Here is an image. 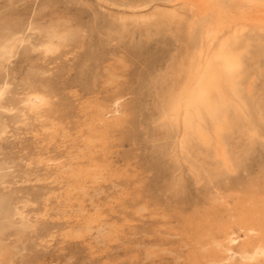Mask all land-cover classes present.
<instances>
[{"label": "rangeland", "instance_id": "obj_1", "mask_svg": "<svg viewBox=\"0 0 264 264\" xmlns=\"http://www.w3.org/2000/svg\"><path fill=\"white\" fill-rule=\"evenodd\" d=\"M174 10L180 16H164ZM140 15L153 18L136 22ZM188 17L177 0H0V32L24 37L0 68V198L13 224L0 264H216L224 230L240 238L236 249L264 243V139L249 145L234 135L235 172L216 173L200 158L208 171L194 178L159 126L190 45ZM28 24L70 40L44 56L31 50L42 38ZM250 40L264 138V39ZM34 92L48 99L36 115L22 103ZM117 99L116 125L99 131L97 116L112 121ZM244 223L258 234L245 238Z\"/></svg>", "mask_w": 264, "mask_h": 264}, {"label": "bare ground", "instance_id": "obj_2", "mask_svg": "<svg viewBox=\"0 0 264 264\" xmlns=\"http://www.w3.org/2000/svg\"><path fill=\"white\" fill-rule=\"evenodd\" d=\"M177 1L189 14L190 45L173 69L172 85L158 118L159 126L173 138L170 155L188 164V171L194 178L205 168L208 171V167L196 164L200 158L214 165L216 173L231 175L236 170V154L231 145L233 136L240 134L249 145L264 139L257 121L260 109L254 100L256 75L249 68L250 39L259 43L264 39V0ZM164 16L172 19L180 15L174 10ZM136 18V22H148L153 16ZM27 29L42 38L31 50L41 51L44 56L57 53L70 40L68 34L52 26L28 24ZM23 41L20 31L4 29L0 32V68ZM6 91L7 86L0 85V102ZM22 103L25 112L36 115L48 104V99L34 92ZM119 103L118 99L112 103V121L106 115L97 116L95 125L99 131L108 132L114 128L121 114ZM26 113L21 116L26 117ZM5 130L6 126L1 125L0 136ZM93 131L90 127L87 137H92ZM80 172V168L71 170L72 175ZM10 215V201L0 198V252L2 237L13 227ZM14 216L23 224L21 212L15 209ZM25 228H19L18 232H24ZM242 230L245 238H252L259 231L249 223H244ZM224 231L222 242L216 244L221 256L214 263L264 264V243H247L236 249L240 238L236 233Z\"/></svg>", "mask_w": 264, "mask_h": 264}]
</instances>
